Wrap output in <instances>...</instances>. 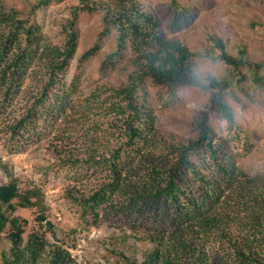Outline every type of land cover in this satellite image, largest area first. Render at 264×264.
<instances>
[{
	"label": "rangeland",
	"instance_id": "374dc122",
	"mask_svg": "<svg viewBox=\"0 0 264 264\" xmlns=\"http://www.w3.org/2000/svg\"><path fill=\"white\" fill-rule=\"evenodd\" d=\"M85 1L96 10H79ZM138 1L159 21L164 38L193 53L214 56L220 51L213 39L219 38L230 55L245 57L247 65L238 70L220 59H192L194 69L199 65L204 82L214 76L231 83L225 102L233 111L234 124L212 102L213 90L189 85L173 90L150 77L140 80L142 58L131 43L119 55L118 30L111 28L103 34L107 11L115 8L116 0H50L39 8L35 7L43 0H3L7 11L15 10L21 19L39 26L44 40L54 45L65 44L71 21L79 11L76 55L45 102L38 127L22 140L21 150L11 148L15 142L8 126L40 97L48 81L42 62L34 64L14 104L0 107V184L10 181L5 167L21 190L36 188L44 195V210L18 208L14 213L27 220L24 241L31 233L44 234L48 251L56 246L65 248L77 264H139L156 246L135 220L119 217L116 212L107 216L102 212L103 217L94 220L74 198L89 197L109 178L105 169L92 165V156L110 158L127 141L123 129L129 116L124 109L125 92H131L155 120L150 142L142 148L145 157L137 158V166L146 162L159 170L169 169L178 161L179 150L199 139L197 125L205 116L204 125L212 130L211 138L223 153L249 175L264 177V0ZM176 18L178 23L174 24ZM97 43L99 51L83 60L84 53ZM201 151L207 157L205 162L195 153L189 157L199 172L211 174L212 162L206 149ZM186 179V188L197 185L190 173ZM43 211L52 227L37 221ZM11 245L7 227L0 234V264ZM227 248L219 242L213 244L222 257L230 253Z\"/></svg>",
	"mask_w": 264,
	"mask_h": 264
},
{
	"label": "trees",
	"instance_id": "16d2710c",
	"mask_svg": "<svg viewBox=\"0 0 264 264\" xmlns=\"http://www.w3.org/2000/svg\"><path fill=\"white\" fill-rule=\"evenodd\" d=\"M116 2L115 8L107 11L103 34H108L111 28L118 30L119 55L131 43L142 58L140 80L150 77L157 84H167L174 90L179 86H193V58L220 59L235 70L248 63L243 56L230 55L219 38L213 39L219 55L193 53L181 43L164 38L159 21L138 0ZM49 3L50 0H43L35 8ZM79 10L93 12L96 9L85 1ZM78 12L71 21L65 44L54 45L44 40L39 26L21 19L15 10L7 11L0 0V107L14 104L36 62L43 63L48 77L40 97L8 126V133L15 142L11 148L21 150L22 140L31 130H36L37 123L44 117L45 102L76 55ZM177 23L176 18L174 24ZM99 49L97 43L82 59L88 60ZM206 81L201 89L214 91L212 102L228 122L234 124L233 111L225 102L231 83L219 81L214 76H208ZM124 95V109L129 112L123 121L127 141L113 151L110 158L92 156V165L105 169L109 178L89 197H74L85 214L97 220L103 217L102 212L106 216L116 212L119 217L135 220L139 229L147 231L156 246L139 264H264V177L249 175L223 153L211 138L212 130L204 125L205 116L197 125L199 139L181 148L178 161L169 169L159 170L146 162L137 166V158L145 157L142 148L150 142L155 120L131 92ZM50 108L53 111L54 103ZM202 148L212 162L211 174L199 172L189 157L195 153L205 162L207 157L202 156ZM3 169L10 181L0 184V234L9 227L12 245L10 251L2 255V264H42L44 258L46 264H77L65 248L56 246L48 251L49 243L44 234L31 233L25 243L27 220L14 213L18 208L44 210V195L36 188L21 190L18 180L5 167ZM189 173L197 182L193 188L184 186ZM37 221L52 227L44 211ZM215 242L227 245L230 253L222 257L213 249Z\"/></svg>",
	"mask_w": 264,
	"mask_h": 264
},
{
	"label": "clouds",
	"instance_id": "9594fccd",
	"mask_svg": "<svg viewBox=\"0 0 264 264\" xmlns=\"http://www.w3.org/2000/svg\"><path fill=\"white\" fill-rule=\"evenodd\" d=\"M192 85L194 87L203 88L204 87V81L201 76L199 65L196 66V69H194L192 74Z\"/></svg>",
	"mask_w": 264,
	"mask_h": 264
}]
</instances>
